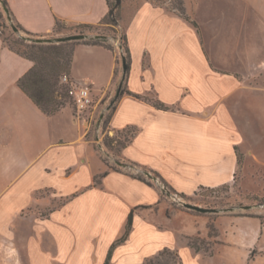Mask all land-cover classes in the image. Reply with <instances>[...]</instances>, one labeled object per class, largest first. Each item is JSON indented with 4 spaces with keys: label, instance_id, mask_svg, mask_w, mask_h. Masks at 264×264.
Listing matches in <instances>:
<instances>
[{
    "label": "crops",
    "instance_id": "crops-1",
    "mask_svg": "<svg viewBox=\"0 0 264 264\" xmlns=\"http://www.w3.org/2000/svg\"><path fill=\"white\" fill-rule=\"evenodd\" d=\"M167 1L121 3L119 26L131 58L124 87L147 99L125 92L106 109L123 75L114 38L107 40L111 47L74 40L68 78L90 85L94 99L106 96L104 132L136 127L121 159L157 171L177 193L192 196L264 171V31L250 45L244 13L220 54L225 16L197 20V28ZM7 3L39 36L53 33L56 20L100 24L108 11L107 0ZM32 65L0 36V264H104L132 210L130 232L109 264H145L164 248L176 252L177 264H216L219 244L233 242L216 234L211 251L186 242L208 236L207 213L162 199L156 184L124 166L94 183L108 166L83 137L87 121L71 119L64 108L46 114L29 98L17 82ZM149 95L171 108L155 107Z\"/></svg>",
    "mask_w": 264,
    "mask_h": 264
},
{
    "label": "rangeland",
    "instance_id": "rangeland-1",
    "mask_svg": "<svg viewBox=\"0 0 264 264\" xmlns=\"http://www.w3.org/2000/svg\"><path fill=\"white\" fill-rule=\"evenodd\" d=\"M166 5L175 10L181 8L185 12V15L195 22L197 28L199 27L197 20H209L211 15L215 16L217 13L220 17L225 16V23L221 24L222 26L219 33L220 45L218 44L216 48L220 54H223L224 51L227 50V44L230 42L229 35L232 34L233 37V35L235 36V34L238 33L239 24L241 20L243 21L244 13H247L246 20H248L247 24L249 26L247 32L249 34L250 45H255L258 42L259 31H261V29L264 31V0H168ZM70 29L71 25L64 22V25L55 29V31H60L61 34L54 31L53 33L39 36L33 33L28 34L24 31H19L17 35H14L11 34L7 28H3V36L7 37L8 41L17 40L20 42V40L23 39V43L27 46L17 44L15 46L16 48L20 50L29 49L30 53L38 55L43 59V62H46L49 67H52L58 61L63 62L60 52H62L64 56L68 55L72 48V44H70V41L69 44L56 41L48 42L46 39L74 34L69 33ZM95 31H97V33H95ZM122 31L123 29L119 25L104 23L88 31L91 34L87 33V31L84 33L91 35V38H95V35L104 33L105 36L102 35L104 39L108 40L109 37L114 38L120 45ZM38 39L43 40L39 41ZM32 43H39L38 47L46 50L45 53H41L40 49L38 50L37 47H29ZM117 55L120 59L118 60L119 65L122 66L123 50H121V55L119 53H117ZM64 74H66V72L62 71L58 82V86L60 87L57 86L55 92H53V97L60 102L58 110L64 108L67 115L75 121H81L82 119L86 120L87 125L84 126L83 137L88 140L91 150L103 161H107L112 165L116 164L117 159H121L119 150L120 145L117 140H123L124 134H130L131 130H133V128L136 129V127L128 126L124 130H120V132H104L103 130L105 129L103 127H105L107 123L106 119L109 116V111H106L104 108L109 106L112 99L101 109L102 103L106 102L105 100L107 99L105 95H100L94 99L92 112L77 111L73 98L68 91L67 82L65 83L62 80V77L65 76ZM148 97L154 99L153 95H149ZM100 109L105 113L101 122L98 123L101 113ZM109 137L114 138V140L110 146H107L105 144ZM240 158L242 160V156ZM121 166H124V168H127L131 172H140L143 174L146 179L159 187L162 191V199L172 204L183 206L182 201H185L217 209L215 212H203L211 217L208 222V236H204V238L198 236L201 238L200 240L198 237H192L190 241L193 245L200 247L204 251L212 250L211 246L215 241L216 234L224 241L233 242V245L226 243L219 244V251L216 254V264H222L223 260L226 261L227 256L231 259V264H264V227L262 226L264 225V171L260 170L259 173L256 171V175L248 176L247 178H243L242 175H239L231 185L225 184L217 188H202L198 190L195 195L183 197L179 193L171 190L156 175L143 171L139 167L126 164ZM57 202L55 201L53 204ZM41 211L46 212L47 208ZM216 217L217 219L214 222L213 218ZM209 226H213V228L211 229ZM210 233L213 235L209 236ZM153 263L169 264L171 260L167 254H163L154 259Z\"/></svg>",
    "mask_w": 264,
    "mask_h": 264
},
{
    "label": "trees",
    "instance_id": "trees-1",
    "mask_svg": "<svg viewBox=\"0 0 264 264\" xmlns=\"http://www.w3.org/2000/svg\"><path fill=\"white\" fill-rule=\"evenodd\" d=\"M155 2H158V0H154ZM121 3L122 0H107V5H108V11L107 14L105 15V17L103 18V20L101 21L100 24H72L71 25V29L69 30V33H84L85 31H87V33H90L88 31H90L91 29L97 28L98 26L106 23L109 25H120V21H121ZM179 14L183 17H185L187 20L191 21L194 25L195 22L190 20L188 18L187 15H185V12L179 8L177 9ZM64 25L63 21L60 20H56L55 22V26H54V31L57 27H60ZM3 28H7L11 34L17 35V33L19 31H24L28 34H32L31 32L27 31L26 29H24L22 27V25L15 19V17L13 16L12 12L10 11L9 7H8V3L7 0H0V36L3 39V41L11 48L13 49L15 52L31 59L33 61V65L29 68V70L23 74L19 79H18V86L29 96V98L46 114H51L55 111H57L59 109L60 106V102H58L54 97H53V92H55L57 86H58V82H59V76L61 74L62 71H65L66 74L64 75H68L69 73V69H70V63H71V57H72V50L73 47L70 49L68 55L64 56L62 52H60L61 55V59L62 61H58L54 66L49 67V65H47L46 62H43V59H41L38 55H33L32 53H30L29 49H24V50H20L18 48H16L15 46L17 44H23V46H27L25 45L24 40H9L8 38L3 36ZM56 33L61 34L60 31H55ZM95 33H97V31H95ZM121 38H120V47L123 50V55H122V60H124L125 62V70L123 71V75H122V81H121V86L119 88V92L116 96V98L114 100H112V103L109 104V110L112 111L115 107V102L116 100L119 98V96L123 93H128L131 94L135 97L138 98H143V99H147L145 96L138 94V93H133L130 90H127L124 87V81L126 79V76L128 74L129 71V67H130V52L127 46V38H126V34L124 31L121 32ZM91 34V33H90ZM100 35H104V33H100ZM105 36V35H104ZM74 40L72 41H65L62 42L63 44H72ZM84 42L87 43H93V44H105L109 47H111V45L109 43H107V40L104 38L101 39H96V38H86L83 39ZM39 43H32L29 45V47L34 48L37 47L38 50L40 49V47H38ZM55 48V47H54ZM37 50V51H38ZM41 53H45L46 50L40 49ZM47 53V52H46ZM49 53V52H48ZM66 83V82H65ZM68 85V91L70 90L69 87V83H66ZM60 87V86H58ZM151 101V103L160 109H170V106H167L166 104H164L162 101H160L159 99H149ZM109 117V116H108ZM108 117L106 119V121L108 120ZM131 127V126H130ZM124 130V129H122ZM118 132H120V130H117ZM136 133V129L133 128V130H131L130 134H124V139H118L117 142L120 145V152L121 149L124 148L127 143L130 141V139L132 138V136ZM114 138L109 137L107 143L105 145L110 146L113 143ZM122 158V157H121ZM105 163L108 166V169L105 170L104 172L99 173L98 175H95L94 177V183L98 184L101 181V178L108 172V170H122L121 165H129V166H135V167H139L141 170L149 172L151 174L156 175L157 177H159V179L165 184L167 185L171 190H173L174 192H176L164 179L163 177H161V175L151 169V168H147L141 165H138L135 162L129 161V160H125V159H117L116 164H109L107 161H105ZM131 175L135 176L136 178L143 180L145 182H150L148 181L143 174H141L140 172L137 173H131ZM177 193V192H176ZM181 196L183 197H189L185 194L180 193ZM132 219H133V210L129 213L127 221H126V225H125V229L123 234L121 235V237H119L111 246L107 255V258L104 262V264H109V259L112 253V250L114 248V246L125 240L126 237L128 236L130 229H131V225H132ZM264 224V221H263ZM211 227V229L213 228V226H209V228ZM213 234H209V236H211ZM199 238V237H198ZM192 237H187V243L199 250L201 249L200 247H197L195 245H193L190 241H191ZM201 238H199L200 240ZM163 254H167L170 257L171 263L169 264H177L179 262V257L176 254L175 251L169 249V248H164L163 250H161L156 256L152 257V258H147L145 260V264H154L153 260L158 258L159 256L163 255Z\"/></svg>",
    "mask_w": 264,
    "mask_h": 264
},
{
    "label": "built area",
    "instance_id": "built-area-1",
    "mask_svg": "<svg viewBox=\"0 0 264 264\" xmlns=\"http://www.w3.org/2000/svg\"><path fill=\"white\" fill-rule=\"evenodd\" d=\"M116 43L119 45L118 41H116ZM121 47L119 49V52L121 54ZM62 80L64 82L69 83V87H70V94L73 98L75 107L77 109V111L81 112V111H89V109L92 107V105L94 104V98L92 95V90L90 85L86 84V83H75L72 82L67 75L62 77ZM107 109V107H106ZM105 109V110H106ZM102 112V111H101ZM104 116V113H103ZM103 118V117H102ZM101 118V120H102ZM100 120V122H101ZM98 122V123H100Z\"/></svg>",
    "mask_w": 264,
    "mask_h": 264
},
{
    "label": "water",
    "instance_id": "water-1",
    "mask_svg": "<svg viewBox=\"0 0 264 264\" xmlns=\"http://www.w3.org/2000/svg\"><path fill=\"white\" fill-rule=\"evenodd\" d=\"M91 37H92L91 35L85 34V33H74V34H69V35H65V36H61V37H57V38L46 39V40L48 42H52V41L63 42V41H72V40L86 39V38H91ZM94 37L96 39L104 38L102 35H95ZM38 40L42 41L43 39H38ZM122 68H123V71H124L125 70V62H124V60H122ZM119 88H118V90L116 92V96H117V94L119 92ZM111 103H112V101L109 104H111ZM108 107H107V109H108ZM103 113H104V111H102L100 113L98 122H100L101 118L103 117ZM182 205L184 207L189 208V209L197 210V211H200V212H215V211H217V209L213 208V207H204V206H201V205H198V204L185 202V201H182Z\"/></svg>",
    "mask_w": 264,
    "mask_h": 264
}]
</instances>
